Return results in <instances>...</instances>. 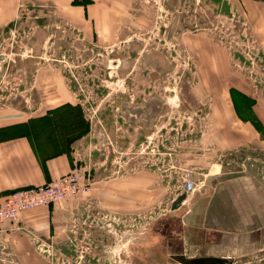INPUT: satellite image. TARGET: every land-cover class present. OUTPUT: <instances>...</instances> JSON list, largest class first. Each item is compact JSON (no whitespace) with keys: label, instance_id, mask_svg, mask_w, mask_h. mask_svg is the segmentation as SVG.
<instances>
[{"label":"rangeland","instance_id":"1","mask_svg":"<svg viewBox=\"0 0 264 264\" xmlns=\"http://www.w3.org/2000/svg\"><path fill=\"white\" fill-rule=\"evenodd\" d=\"M148 2L151 32L105 50L48 29L27 34L19 17L0 32V113L14 123L56 104L73 106L65 117L79 125L67 130L84 137L73 154L90 183L79 197L94 183L143 186V208L121 220L88 203L80 209V253L70 263L189 264L179 256L208 252L225 258L222 264H264V164L256 161L263 149L224 156L206 142L224 134L237 142L249 133L264 141L263 28L248 30L231 14L232 0ZM186 39L207 45L218 63L214 75L187 52ZM210 169V176L222 173L209 179ZM152 171L158 192L147 190ZM201 213L223 232L196 234L194 247H185L181 218Z\"/></svg>","mask_w":264,"mask_h":264},{"label":"crops","instance_id":"2","mask_svg":"<svg viewBox=\"0 0 264 264\" xmlns=\"http://www.w3.org/2000/svg\"><path fill=\"white\" fill-rule=\"evenodd\" d=\"M232 1L231 14L244 18L242 21H245L248 30L255 27L258 30L263 28L264 31V0ZM150 4L152 3L148 0H0V32L22 16V24L29 29L27 34L43 26L52 32L62 33L63 39L80 40L89 46L105 50L115 46L117 42L129 44L131 40H135L136 34L142 36L151 32L153 12ZM259 34L261 37L260 31ZM184 47L189 54L198 57L201 64H205L206 70L210 69L214 75L213 63L216 60L213 61L208 55L207 45H203L202 40L198 39L193 43L186 39ZM206 55L208 59L205 58ZM201 72L198 68V77H202ZM64 104L51 106L44 114L22 122L9 123L4 118L8 114L0 113V123H8L0 124V202L14 189L49 184L66 175L76 164L73 150L83 143L84 137L70 136L67 129L77 127L79 120L65 117L75 110L73 106ZM230 122L232 120H227L225 130L230 127ZM246 126L242 125L243 128ZM240 130L239 128V133ZM212 139L206 142L214 145L217 143V149L224 156L231 151L238 154L239 151L263 149V155L256 158V161L264 164V141H259L260 136L249 133L246 140L239 138L237 142H234V138L229 140L225 134ZM210 170L206 174L209 179L222 173L217 171L210 176ZM137 172L144 174L141 170ZM156 174L157 172L146 173L151 175L147 190L159 191L160 182L155 177ZM189 176V182L192 183V175ZM208 180L207 185L211 183ZM117 183H94L86 197L28 210L16 221L3 224L0 230V264L74 263L75 255L80 253L78 246H74L79 230L76 221L81 219L78 217L79 211L87 203L89 208L91 205L93 208L100 207L118 214L116 216L120 220L127 214H137L143 208V186L133 188L131 185ZM168 185L164 184L169 188ZM203 197H199L201 202L204 201ZM222 218L224 219L223 216ZM241 218L244 219V216ZM181 222L186 238L189 239L188 243L185 242V247L189 248L194 247L192 239L196 234H204L207 230L223 232L221 228L208 227L202 213L199 219L196 216V220L192 219V215L185 214ZM40 245L45 247V254L39 252ZM194 253L200 255L203 252ZM203 255L213 254L204 252ZM66 256L69 258L63 261ZM70 258L72 263L68 261Z\"/></svg>","mask_w":264,"mask_h":264},{"label":"built area","instance_id":"3","mask_svg":"<svg viewBox=\"0 0 264 264\" xmlns=\"http://www.w3.org/2000/svg\"><path fill=\"white\" fill-rule=\"evenodd\" d=\"M89 185L86 172L79 164H74L66 175L49 184L12 190L7 198L0 202V230L3 224L16 221L28 210L57 205L68 199L78 198L88 190ZM184 186L188 191L194 189L193 184L188 180L185 181ZM40 247L38 246V250ZM39 252L45 254L46 250L41 249Z\"/></svg>","mask_w":264,"mask_h":264},{"label":"flooded vegetation","instance_id":"4","mask_svg":"<svg viewBox=\"0 0 264 264\" xmlns=\"http://www.w3.org/2000/svg\"><path fill=\"white\" fill-rule=\"evenodd\" d=\"M38 29V28H37ZM36 29V30H37ZM41 30H46L45 27L41 26L38 31L40 32ZM154 144V142H153ZM154 145H152L153 148ZM180 258H183L182 260L186 261H194L196 264H199L203 261H209V262H214V264L225 261V258L221 257H214V256H208V255H202V256H192V257H185V256H179Z\"/></svg>","mask_w":264,"mask_h":264},{"label":"water","instance_id":"5","mask_svg":"<svg viewBox=\"0 0 264 264\" xmlns=\"http://www.w3.org/2000/svg\"><path fill=\"white\" fill-rule=\"evenodd\" d=\"M162 31H164V28L162 27L161 28V32ZM0 60H4V57L3 56H0ZM41 246V245H40ZM44 248V249H43ZM41 249L42 250H45V247L44 246H41L40 248H39V250L41 251ZM187 262H189V264H196L194 261H188V260H186ZM223 263V261H221V262H218V263H216V264H222Z\"/></svg>","mask_w":264,"mask_h":264}]
</instances>
